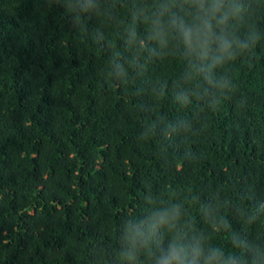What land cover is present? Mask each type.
<instances>
[{"label":"trees","instance_id":"16d2710c","mask_svg":"<svg viewBox=\"0 0 264 264\" xmlns=\"http://www.w3.org/2000/svg\"><path fill=\"white\" fill-rule=\"evenodd\" d=\"M224 4L215 62L152 38L192 0H0V264H264V0Z\"/></svg>","mask_w":264,"mask_h":264},{"label":"clouds","instance_id":"9594fccd","mask_svg":"<svg viewBox=\"0 0 264 264\" xmlns=\"http://www.w3.org/2000/svg\"><path fill=\"white\" fill-rule=\"evenodd\" d=\"M196 8V16L193 22L185 23L180 18H173L167 26L163 21L157 20L153 29V39L160 44H167V29H174L182 40L188 54H195L199 59H206L212 48L217 46L220 55L214 57L215 62H219L225 55L231 56V49L234 41L224 33L217 34L213 21L217 24L224 23L229 18V12L224 11V0H192ZM238 11V10H236ZM240 46L247 47V44L240 42ZM180 212L178 208L162 210L156 212L151 218L150 227L155 230L160 227H174L179 220ZM130 239L139 244L148 242L145 235L143 222L130 228ZM195 258H203V264H235L232 256L224 257L220 249H212L207 254L199 247L194 248ZM156 264H187V254L185 248L180 244L172 243L169 249L161 252Z\"/></svg>","mask_w":264,"mask_h":264}]
</instances>
